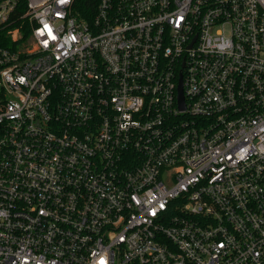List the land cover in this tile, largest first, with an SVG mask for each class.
<instances>
[{"label": "built area", "instance_id": "1", "mask_svg": "<svg viewBox=\"0 0 264 264\" xmlns=\"http://www.w3.org/2000/svg\"><path fill=\"white\" fill-rule=\"evenodd\" d=\"M76 5L0 0V264H264V0Z\"/></svg>", "mask_w": 264, "mask_h": 264}, {"label": "trees", "instance_id": "2", "mask_svg": "<svg viewBox=\"0 0 264 264\" xmlns=\"http://www.w3.org/2000/svg\"><path fill=\"white\" fill-rule=\"evenodd\" d=\"M99 0H77L76 9L80 16L88 22H92Z\"/></svg>", "mask_w": 264, "mask_h": 264}, {"label": "water", "instance_id": "3", "mask_svg": "<svg viewBox=\"0 0 264 264\" xmlns=\"http://www.w3.org/2000/svg\"><path fill=\"white\" fill-rule=\"evenodd\" d=\"M179 101H180V105L181 107H184V94H183V90H182V84L180 85V89H179Z\"/></svg>", "mask_w": 264, "mask_h": 264}]
</instances>
